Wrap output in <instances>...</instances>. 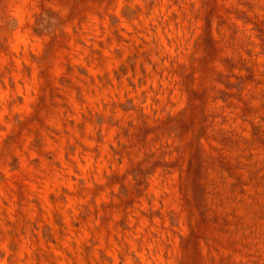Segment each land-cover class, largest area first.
Returning <instances> with one entry per match:
<instances>
[{
  "label": "rangeland",
  "instance_id": "1",
  "mask_svg": "<svg viewBox=\"0 0 264 264\" xmlns=\"http://www.w3.org/2000/svg\"><path fill=\"white\" fill-rule=\"evenodd\" d=\"M0 264H264V0H0Z\"/></svg>",
  "mask_w": 264,
  "mask_h": 264
}]
</instances>
